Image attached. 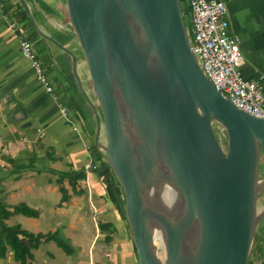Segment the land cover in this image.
<instances>
[{
	"label": "water",
	"instance_id": "obj_1",
	"mask_svg": "<svg viewBox=\"0 0 264 264\" xmlns=\"http://www.w3.org/2000/svg\"><path fill=\"white\" fill-rule=\"evenodd\" d=\"M18 1L36 33L71 57L96 119L95 144L123 191L138 264H248L264 215V118L237 108L204 75L181 0H65L98 109L76 55L40 31ZM165 183L179 194L173 209L149 197ZM153 225L162 232L163 261Z\"/></svg>",
	"mask_w": 264,
	"mask_h": 264
},
{
	"label": "crops",
	"instance_id": "obj_2",
	"mask_svg": "<svg viewBox=\"0 0 264 264\" xmlns=\"http://www.w3.org/2000/svg\"><path fill=\"white\" fill-rule=\"evenodd\" d=\"M25 1L36 27L72 51L85 76L86 64L69 23L65 0ZM185 1L188 12V0ZM223 1L228 8L230 30L240 41L239 69L245 78L264 88V0ZM3 4L4 7L0 6V199L10 209L24 204L35 211L32 216L13 215L5 223L19 224L32 233L57 232L73 254H66L54 240L42 242L39 247L49 244L53 251L76 257V263L81 264L87 255L90 264H101L95 252L100 243L123 244L125 251H114V257L118 256L115 264H125V259L132 264L130 245L122 241L125 213L116 211V204L109 200L108 181L113 184L116 198L118 193L111 169L103 166L106 157L95 144L96 119L78 90L71 57L36 33L18 0H3ZM7 12L17 20L20 33L9 28L4 17ZM19 35L33 43L52 82V92L45 91L29 62L22 57ZM87 93L94 100L90 96L93 92ZM78 172L82 176L77 178ZM64 193L67 199L61 202ZM96 215L99 219L95 221V229ZM99 221L111 222L117 229L110 243L105 242L106 232L100 231ZM86 225L94 232L91 238ZM38 248L32 250L33 256ZM131 248L137 264L134 245Z\"/></svg>",
	"mask_w": 264,
	"mask_h": 264
},
{
	"label": "built area",
	"instance_id": "obj_3",
	"mask_svg": "<svg viewBox=\"0 0 264 264\" xmlns=\"http://www.w3.org/2000/svg\"><path fill=\"white\" fill-rule=\"evenodd\" d=\"M0 6L4 7L3 0ZM188 8V25L193 37L191 50L204 75L237 108L264 118V88L245 78L239 69L242 64L240 41L230 30L226 3L223 0H188ZM4 17L9 28L20 33L13 14L7 12ZM18 38L22 57L29 62L45 91L52 92V82L43 70L33 43L26 37L19 35ZM62 110L65 112L66 108Z\"/></svg>",
	"mask_w": 264,
	"mask_h": 264
},
{
	"label": "rangeland",
	"instance_id": "obj_4",
	"mask_svg": "<svg viewBox=\"0 0 264 264\" xmlns=\"http://www.w3.org/2000/svg\"><path fill=\"white\" fill-rule=\"evenodd\" d=\"M181 6L183 9V14H184V19H185V23L187 24V30H188V34H189V39L190 42L192 43L193 37H192V33L190 30V27L188 25V21H189V17H188V12H187V8H186V1L185 0H181ZM81 56V55H80ZM78 72L79 75L82 79V82L85 83V90L92 92V88H91V81L89 78V75L87 74V72L85 71V76H84V68L82 66H80L78 68ZM90 96L94 99L93 101L96 104L97 107V103H96V99L93 95V93H90ZM98 109V107H97ZM99 111V110H98ZM100 114V112H99ZM215 133L217 134V137L221 143V145L223 146V148H226V141H225V132L222 128V126L218 123H215L213 125ZM102 140L105 141V137H104V133L103 130H101V137ZM112 180L113 183L116 187V191H117V201H116V205H114V207H116V211L120 212V214H124V196H123V191L120 187V185L117 182V179L115 178L112 170ZM259 173L263 174V163H262V158H261V166L259 167ZM261 193V192H260ZM259 193V194H260ZM263 210V200H262V193L261 195L258 196V203H257V211L258 213L262 212ZM99 219V217L96 215V219L93 221L95 224V221H97ZM123 221V219H122ZM127 219L124 220V222L126 223ZM122 227V231L124 233V239L122 241H125L126 243H128L130 246V253L132 255V264H135V257L133 255V242H132V237H131V233L129 228L127 227V225H125ZM93 224V223H92ZM87 226V225H86ZM88 228V233L90 234V238L93 236L94 232L92 230L91 227L87 226ZM27 229V228H26ZM95 229H96V224H95ZM68 244V243H67ZM98 244V243H97ZM124 245L119 244L117 245H110V244H106L104 245L103 243H100L98 246H96V250L95 252L97 253V259L98 262H101V264H115L116 261H118V256L114 257V251L115 252H121V251H125ZM156 249L158 252V255L160 257V259L163 261L165 258V251H164V246L162 243V240H158L157 241V245H156ZM258 250H262V252L264 253V215L260 218L258 224H257V228L255 231V235H254V239L251 245V250H250V254H249V264H264V257L261 260H257L254 256L257 254ZM34 262L38 263V264H81V263H76V257H66L61 251H53L52 247L49 246V244H46L45 247H39L37 249V251H34ZM126 253V252H125ZM52 254H54V256H52ZM125 255V254H124ZM90 255H87L84 257V264H90L91 261L88 260ZM123 260H124V256H123ZM121 260V261H123ZM125 259L123 261V263H126ZM0 264H19L18 262L14 261L13 257L11 256V253L7 252V255L4 259H0Z\"/></svg>",
	"mask_w": 264,
	"mask_h": 264
},
{
	"label": "trees",
	"instance_id": "obj_5",
	"mask_svg": "<svg viewBox=\"0 0 264 264\" xmlns=\"http://www.w3.org/2000/svg\"><path fill=\"white\" fill-rule=\"evenodd\" d=\"M103 166H107L106 160L105 162H103ZM75 176L77 178L82 176L81 172L76 173ZM260 176L259 178H261ZM106 189L109 200L113 204H115L117 198L113 189V184L110 181H108ZM66 199L67 196L66 193H64L61 198V202L66 201ZM16 214L32 216L35 214V211H32V209H30L27 205L24 204H18L10 209V207L4 205L2 200L0 199V259H4L7 255V252L11 251L14 261L18 262L19 264H36L34 262L32 250L38 248L42 242H48L51 240H54L56 244L64 250L66 254H73V250L70 248L69 244H67L57 232L46 234L32 233L26 229L21 228L19 224L8 225L5 223V220L9 219L11 216ZM124 218L126 219L125 214ZM97 226L99 227L100 231L106 232V235L104 236L105 242L110 243L113 239L114 234L117 231L114 224L111 222L105 223L99 221ZM254 257L257 260H261L264 257V253L262 252V250H258L257 254Z\"/></svg>",
	"mask_w": 264,
	"mask_h": 264
},
{
	"label": "bare ground",
	"instance_id": "obj_6",
	"mask_svg": "<svg viewBox=\"0 0 264 264\" xmlns=\"http://www.w3.org/2000/svg\"><path fill=\"white\" fill-rule=\"evenodd\" d=\"M153 189L149 194L150 198H153L156 202H160L164 207L168 209H173L177 204V200L179 197L178 192L172 186L168 184H155L153 185ZM153 243L156 247L157 241L162 240V232L160 227L157 225H153Z\"/></svg>",
	"mask_w": 264,
	"mask_h": 264
},
{
	"label": "flooded vegetation",
	"instance_id": "obj_7",
	"mask_svg": "<svg viewBox=\"0 0 264 264\" xmlns=\"http://www.w3.org/2000/svg\"><path fill=\"white\" fill-rule=\"evenodd\" d=\"M217 135V134H216ZM261 166V160H260V164H259V167ZM261 175V176H260ZM259 176L261 177L260 179H262L263 178V174H260L259 173ZM259 195H261V193L259 194Z\"/></svg>",
	"mask_w": 264,
	"mask_h": 264
}]
</instances>
